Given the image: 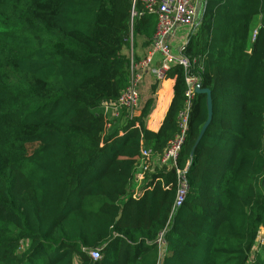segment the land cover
I'll list each match as a JSON object with an SVG mask.
<instances>
[{
	"label": "trees",
	"instance_id": "16d2710c",
	"mask_svg": "<svg viewBox=\"0 0 264 264\" xmlns=\"http://www.w3.org/2000/svg\"><path fill=\"white\" fill-rule=\"evenodd\" d=\"M129 0H0V264H264V0H203L180 54L200 85L177 166L184 201L171 212L174 169L145 172L177 133L184 70L156 131L146 126L158 82L134 116L106 120L155 17ZM138 9L140 5L138 4ZM201 69V70H200ZM163 232L165 248L156 238ZM100 257L92 259L91 250Z\"/></svg>",
	"mask_w": 264,
	"mask_h": 264
},
{
	"label": "built area",
	"instance_id": "2783aa9c",
	"mask_svg": "<svg viewBox=\"0 0 264 264\" xmlns=\"http://www.w3.org/2000/svg\"><path fill=\"white\" fill-rule=\"evenodd\" d=\"M131 3V17L152 14L155 17V29L150 40V47L144 57L134 60L132 53L129 55V79L127 85L120 91L118 97L109 100L101 105V110L105 117V124L108 128L111 121L119 118L122 111L129 116H134L139 112L141 96L140 85L146 73H150L154 81L160 84L165 79L166 72L173 65H180L184 70L185 101L183 108L177 115L178 131L171 138L166 148L161 154H153L147 147L142 146L136 158L135 171L131 180L135 182L132 188L133 196L139 194L145 172H153L165 169H174L176 176V191L171 212L184 201L187 192L186 167L177 166V157L184 139L187 126V113L195 96V87L200 84L198 72L191 71V61L180 54L184 43L177 47L171 45V40L176 36L180 27L192 28L198 24L199 10L202 8L203 0H129ZM138 4L140 9H138ZM191 31V32H192ZM158 55V58H155ZM201 70V69H200ZM132 182V183H133ZM263 232L256 237V244L263 242ZM158 252L161 255L165 248L163 232L156 238ZM92 259L100 257L99 250L89 251ZM160 264V260L156 262Z\"/></svg>",
	"mask_w": 264,
	"mask_h": 264
},
{
	"label": "crops",
	"instance_id": "0c3cea01",
	"mask_svg": "<svg viewBox=\"0 0 264 264\" xmlns=\"http://www.w3.org/2000/svg\"><path fill=\"white\" fill-rule=\"evenodd\" d=\"M199 17V15H198ZM180 28H184V27H180ZM179 28V29H180ZM186 28V32L187 30H189L187 27ZM178 29V30H179ZM177 35V34H176ZM179 41L180 39L177 38L176 36L171 40V45L174 47H177L179 45ZM131 50L135 51V53H137L138 55H143L145 52V48L142 49L140 46H136L134 49H132V47L130 46V52H132ZM155 58H158V55H155ZM152 78L150 73H146L144 75L143 81L141 82V86L140 88H143L144 85H146V79L148 80V82L150 81V79ZM174 80L167 78L164 79L158 86V90L156 91V98H155V104L153 109L151 110L148 118H147V122H146V126L148 129L156 131L161 122L162 119L164 117V114L166 112V109L170 103L171 97H172V85H173ZM150 85V84H149ZM148 85V86H149ZM142 94H144V92L141 91ZM167 99V100H166ZM125 114L121 113V116H124Z\"/></svg>",
	"mask_w": 264,
	"mask_h": 264
},
{
	"label": "water",
	"instance_id": "95a60500",
	"mask_svg": "<svg viewBox=\"0 0 264 264\" xmlns=\"http://www.w3.org/2000/svg\"><path fill=\"white\" fill-rule=\"evenodd\" d=\"M194 91H195V94L205 95V97H206V110H207L206 119H205L203 125L201 126V129H200L198 136H197L195 143H194V147H195L197 145V143L199 142V140L201 139V137L203 136L207 126L209 125V123L212 119V100H211V92H210L209 88L202 87L199 84L198 86L195 87Z\"/></svg>",
	"mask_w": 264,
	"mask_h": 264
},
{
	"label": "rangeland",
	"instance_id": "374dc122",
	"mask_svg": "<svg viewBox=\"0 0 264 264\" xmlns=\"http://www.w3.org/2000/svg\"><path fill=\"white\" fill-rule=\"evenodd\" d=\"M201 11H202V8H200V10H199V16H200V14H201ZM192 31V28L191 29H189V30H187V32H186V28L184 27V28H180L178 31H177V35H176V37L177 38H179L180 39V41H179V45L181 44V43H183V42H185V40H186V36L190 33ZM129 55H130V52H129ZM143 81V80H142ZM154 81V79L153 78H151L150 79V81L148 82V80L146 79V85H144V87L143 88H140V96H141V102H140V106L142 105V103L145 101V99L147 98V97H149L150 96V90H149V87H150V85L152 84V82ZM150 84V85H149ZM149 85V86H148ZM141 86V85H140ZM158 90V89H157ZM156 90V91H157ZM141 91L142 92H144V94H142L141 93ZM156 92H155V94H153V97H154V104H155V98H156ZM167 100V99H166ZM154 104H153V107H154ZM153 109V108H152ZM122 114H125V111H122ZM133 182V181H132ZM134 184H135V182H133L131 185H132V188L134 187ZM260 232H261V229H260Z\"/></svg>",
	"mask_w": 264,
	"mask_h": 264
}]
</instances>
